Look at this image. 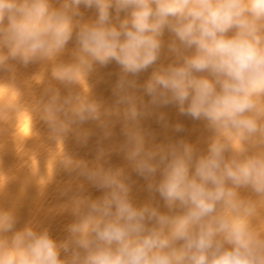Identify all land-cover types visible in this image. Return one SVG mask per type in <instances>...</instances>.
I'll return each mask as SVG.
<instances>
[{
	"label": "clouds",
	"instance_id": "1",
	"mask_svg": "<svg viewBox=\"0 0 264 264\" xmlns=\"http://www.w3.org/2000/svg\"><path fill=\"white\" fill-rule=\"evenodd\" d=\"M82 8L95 18L82 22ZM70 42L71 59H61ZM165 47L172 58L158 63ZM13 62H49L52 79L68 88L66 95L45 88L37 101L54 140L63 143L73 125L89 120L106 139L122 123L133 168L127 173L108 161L92 168L63 151L57 158L69 174L100 195H85L82 186L61 192L71 193L74 207L59 244L47 227L17 228L15 209L0 207V264H264V0H0V73ZM113 62L122 70L118 107L114 119L102 120L87 81L96 65ZM140 89L151 105H175L204 121L214 134L207 151L183 138L146 146L152 133L140 123L147 109ZM23 107L4 98L0 122ZM159 120L168 126L163 114ZM104 155L98 143L97 158ZM54 169L55 161L39 182ZM133 173L166 211L151 200L135 203Z\"/></svg>",
	"mask_w": 264,
	"mask_h": 264
},
{
	"label": "bare ground",
	"instance_id": "2",
	"mask_svg": "<svg viewBox=\"0 0 264 264\" xmlns=\"http://www.w3.org/2000/svg\"><path fill=\"white\" fill-rule=\"evenodd\" d=\"M54 6H58L55 5ZM82 22L95 18L94 10H84ZM123 17V13L121 14ZM170 34L165 33L164 40L170 39ZM74 45L70 42L60 54V58L69 60L72 57ZM167 48L162 51L158 63H167L171 59ZM149 68L138 77V84H143L152 72ZM122 70L115 62L107 67L96 65L95 70L88 77L91 96L100 105L101 119H114L111 114L117 110L115 104L114 88ZM43 78V79H42ZM42 79V81H41ZM0 81L14 83L15 86L0 85V101L7 98L9 102L19 101L23 109L10 113V118L5 116L0 122V172L7 177L6 185L0 191V207L14 208L19 223L17 228L25 224L39 229L47 227L53 238L59 244L67 235L66 226L72 219L74 207L71 193L61 195V192L71 187L78 190L83 187L84 194L92 198L100 193L84 177H78L64 168L57 158L63 151L71 153L75 159L88 162L89 167L107 166L106 161L121 167L127 173L132 172L133 162L126 158L123 150L125 137L123 124L115 123L111 127V135L103 138L98 127L99 122L89 120L82 125H73L72 130L66 135L63 143L53 139L50 129L43 120L42 106L37 101L43 95L44 89L54 87L60 90L61 95H66L68 88L51 77L49 62H37L23 66L13 62V68L6 73H0ZM83 93V89H78ZM138 98H142L147 106L146 114L141 117V126L151 131V136H146V146L152 144H167L170 141L183 138L195 146L199 152H206L214 134L205 128L204 121L192 120L180 115L175 105L158 107L150 104V97L142 89L137 91ZM163 114L168 124L167 127L159 120ZM31 115V116H30ZM32 119V121H31ZM181 123L183 132L173 131V125ZM85 133H91L87 143L81 141ZM98 143L103 147L105 155L97 158ZM55 161V169L51 179L41 184L42 177H47ZM38 170L37 174H33ZM0 176V183L6 179ZM133 178L136 183L132 187L131 195L137 205L151 200L158 205L161 211H166L164 202L158 194H150L145 187L143 178ZM159 179V174L157 175ZM242 196L255 195L247 189H240Z\"/></svg>",
	"mask_w": 264,
	"mask_h": 264
}]
</instances>
